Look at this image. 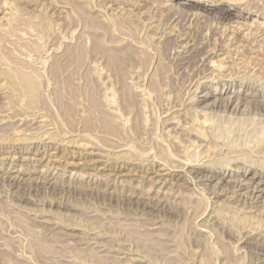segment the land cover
I'll return each mask as SVG.
<instances>
[{
  "label": "rangeland",
  "instance_id": "1",
  "mask_svg": "<svg viewBox=\"0 0 264 264\" xmlns=\"http://www.w3.org/2000/svg\"><path fill=\"white\" fill-rule=\"evenodd\" d=\"M33 1L34 7L36 2L38 3V7L35 8L39 12L33 10L35 12L28 14V17L31 15L29 18L27 14L21 15V18L18 17L20 19L18 21L10 19L9 22L13 23L9 25L3 14L5 7L1 5L3 0H0V58L2 60H0V70L4 69L6 65L5 70L8 71L19 67L17 70L25 72L27 70L28 75L34 76L32 79H37H35L37 88V99L35 100L37 102L34 101L31 104L26 101L27 97L13 83L0 77V264H264V195L257 200L251 199L252 197L247 192V194L245 193L246 190H238L228 183L215 185V180L199 181V178L192 173L184 174V179L182 178L184 182L179 180L177 184H174L176 179L173 180L170 177H166V184H153L151 180L159 179V177L156 178L155 175L150 174L149 167L152 165L148 159L151 154L160 156L159 152H165H163L162 144L159 147L156 146L161 142H166L164 133L171 127L167 126V129H163L165 126L162 124V118L165 115L163 106H165L166 94L164 97L163 94L160 95L159 98L163 97L162 100L156 98V92L153 89L157 83L159 87L162 84L164 87L162 85L161 87L166 91L175 89L173 92L176 91L174 93L177 95L170 92L167 100L175 102L180 100L181 102H179L187 107L195 103L197 98L206 92H213V95L207 99L209 103L218 102L221 99L220 96L229 94L228 90L231 92L233 89H239L241 93L244 85L245 90L249 93L252 91V95L256 98L264 97V41H262L264 36L259 32L264 28V15L258 16L257 12H254L255 7L259 9V12L264 9L260 10L262 6L264 7V0H255V2L250 0L248 6L253 9L250 15L244 12L243 17H237L235 12L237 13L238 8L226 13L231 21L245 24L243 27L245 33L248 32V29L252 32L246 37L249 41L245 40V37H241V39L236 33L233 35L234 32L228 28V24L225 25L226 21L219 18L225 16L226 10L222 9L229 7L224 3H218V7L221 9L216 8L205 13L202 6L198 4L188 8L184 7V4H181L183 0ZM42 1L45 3L43 4ZM251 1L253 2L251 3ZM75 4L79 7V11H76ZM115 4L117 5L115 6ZM48 6L49 8H47ZM80 9L83 13L80 12ZM53 10L58 14L52 12ZM191 10L195 14L191 13ZM196 12L199 15H196ZM84 13H86V17L83 16ZM52 16L56 17L51 18ZM93 16L97 23L99 22V25L96 24L98 26L87 24V19L93 20ZM41 18L48 24H45L43 20L39 21ZM88 23L90 24V22ZM149 24L150 26H148ZM168 34L178 37L179 34H181L180 37L183 34H186L183 35L184 37L189 35L190 39L189 37H185V39H189L190 42L192 41L191 43L209 39L207 46L209 50L211 49L210 51H212V46H214L213 50L216 49L214 42L220 43L217 44L216 47H218L238 39V47L235 46L237 47L236 51L239 50L242 54L239 53V56L233 54L234 56L231 55V57L235 58L241 55L242 61L249 60L250 63L251 59L249 58L253 59L257 56L255 59L260 62L263 69L250 72L248 67L234 64L236 67L238 66V69L240 68V71L238 70L239 75L235 74L236 79L233 82L224 81L221 79L223 77L218 75L209 74L210 76H207L202 71L199 72L201 68L192 70V68H188L187 64L184 66L180 63L177 64L178 59L172 61L169 48L173 39L170 41L171 38H167ZM157 35L162 36L163 39L160 40ZM183 36L181 38H184ZM125 42L127 43L124 44ZM234 45L237 44L234 43ZM239 45H243L241 50L238 49ZM230 48L233 49L232 46ZM251 49L256 52V55L254 52L251 53ZM162 63L163 65H161ZM63 66H65L64 69H62ZM58 67H60L59 70ZM160 69H163L162 72ZM191 73L192 76H190ZM198 74L204 75L198 76ZM195 75L198 79L194 77ZM187 76L192 78L188 79ZM62 78L68 85L65 83V86L64 82H57L58 80L64 81ZM240 80L243 82L241 86H239ZM185 82L189 85L191 83L190 88ZM164 83L166 84L164 85ZM194 83H198V85ZM58 84L61 89L57 88ZM193 85L195 86L193 87ZM139 86L151 95L145 96L148 99L141 100ZM71 89H73V95L71 91H66ZM57 90L59 91L57 92ZM62 91L63 93H61ZM69 92H71L70 96ZM121 97L123 99L125 97V99L121 100ZM107 100L114 102L112 104ZM159 101H162L163 104ZM133 104H137L136 109ZM66 106H73V108L71 107V111H67ZM142 106L143 108L147 106L148 110L147 108L143 109ZM200 106L202 107V105ZM141 108L146 111L143 112ZM101 109L107 110L106 115L113 116L108 117L112 122L111 125L114 126L111 129L113 132L106 131L101 125L102 122H99L104 115V111ZM197 109L196 111H200L201 108L197 107ZM221 111L222 109H219L216 112L221 115H223L222 113L226 114L225 112L218 113ZM66 113H70L69 117L66 116ZM88 114L92 116L90 117ZM244 115L246 116L244 117ZM250 115L252 116V114ZM251 116L243 114L240 115L241 119L233 115V118L227 121L228 123L223 122L222 125L226 129L230 128L228 132L230 134L232 132L231 135L236 133V139L230 135V143L232 141L235 144L239 141L237 145H241L240 141L251 140L250 138L254 134L250 133L251 127L255 131L259 126V121L258 123L255 120L252 122ZM234 118L238 122L241 119L242 123L239 124ZM127 120H130L129 123ZM142 120L147 121V124L149 122V127L153 125L152 128L156 127L157 129L145 127V122ZM245 120L246 123L248 121L247 124ZM230 122L234 123V126L238 124L237 128L230 127L233 125ZM249 123H252L251 127L248 125ZM136 124L138 128H136ZM143 126L155 140L151 139L150 135H146L142 130ZM128 132L132 134H128ZM161 133L164 134V137ZM103 135L104 137H102ZM121 137H125V139ZM147 139L148 141L153 140L155 143L148 142ZM156 139L159 141L157 142ZM234 139L236 141H233ZM140 142L146 143V148ZM154 144L156 145L154 146ZM124 146L128 148L126 152H132L131 155L127 153L132 162L129 160V164L125 165L122 175L120 153ZM148 147L151 149L149 150ZM143 150L148 151V155ZM138 156L141 159L137 160ZM216 157L214 161H217V164L221 158L219 163H224L227 160L221 155ZM253 157L250 159V156L249 158L246 156V159L254 161L256 157ZM140 160L143 162L142 164ZM133 161L135 164H132ZM232 168H230V173L234 172ZM130 170L131 172H129ZM227 171L228 169L223 172H225V178L228 179L230 177L226 174ZM239 192H243V194L240 195Z\"/></svg>",
  "mask_w": 264,
  "mask_h": 264
},
{
  "label": "bare ground",
  "instance_id": "2",
  "mask_svg": "<svg viewBox=\"0 0 264 264\" xmlns=\"http://www.w3.org/2000/svg\"><path fill=\"white\" fill-rule=\"evenodd\" d=\"M37 0H35V2H36ZM39 1H41V0H38V2ZM45 2H46V0H44ZM52 1V0H51ZM105 1V0H104ZM154 1V0H153ZM257 1V0H256ZM44 2V3H45ZM101 2V1H100ZM124 2V1H123ZM249 2H250V0H183L182 1V3L181 4H184V7H191V6H194V5H200V6H202V10L203 11H205V13L206 12H210V11H213V10H215L216 8L217 9H221V8H219L218 7V3H224V4H227L229 7H227V8H224V9H222V10H226L225 11V16H221V17H219L220 19H222V21L224 20V21H226V23H225V25L226 24H228V28L229 29H231V31L232 32H234V34L233 35H235V33L237 34V35H239L240 36V38L242 37V38H246V37H248L249 35V33L251 32V31H249V29H248V32L247 33H245V31H244V25L245 24H243L242 22H239V21H231L230 20V17H227L226 16V13H227V11H230V10H235V8L237 9L238 8V11H237V13L235 12V14H236V16L237 17H243L244 15H243V13L244 12H246L248 15H250L251 14V12H253V9H250L251 7L250 6H248V4H249ZM253 1H251V3H252ZM254 2H255V0H254ZM42 3H43V1H42ZM41 3V4H42ZM43 3V4H44ZM47 3H49L48 1H47ZM81 3V2H80ZM129 3V2H128ZM167 3V2H166ZM250 3V4H251ZM259 3V2H258ZM258 3H256V5H259ZM40 4V5H41ZM42 4V5H43ZM50 4V3H49ZM49 4H47V5H49ZM78 4H79V2H78ZM104 4V3H103ZM119 4H120V2H119ZM179 4H180V2H179ZM263 4V3H262ZM2 6H5L4 7V15L6 16L5 18H7V20H6V22H8L9 23V25H10V23H13V22H9V20L11 19V20H16V21H18V20H20L19 18H21V15H23L24 16V14H27V17H28V14H31V12L33 13V12H35L36 11V8L35 7H38L37 5H38V3L36 2V5H35V7L33 6L34 5V1L32 2V0H12L11 2H10V0H3V2H2V4H1ZM39 5V6H40ZM74 5V4H73ZM80 5H82V4H80ZM117 4H115V6H116ZM122 5V4H121ZM120 5V6H121ZM221 5V4H220ZM50 6V5H49ZM49 6L47 7V8H49ZM75 6H76V4H75ZM172 6V5H171ZM260 7H261V5H259ZM34 7V8H33ZM45 7V6H44ZM57 7V6H56ZM74 7V6H73ZM258 7V6H257ZM260 7H258V8H260ZM46 8V7H45ZM52 8V7H51ZM50 8V9H51ZM60 8V7H59ZM58 8V9H59ZM76 8V11H79V7L78 6H76L75 7ZM107 8V7H106ZM105 8V9H106ZM111 8V7H110ZM262 8H264L263 6L260 8V10L262 9ZM3 9V8H2ZM30 9V10H29ZM49 9V10H50ZM255 11L254 12H257V14H258V16L260 15V14H263L264 15V9L263 10H261L260 12H259V9H257L256 7H255ZM33 10H35V11H33ZM48 10V9H47ZM75 10V9H74ZM83 10V9H82ZM163 10V9H162ZM170 10V9H169ZM221 10V11H222ZM75 11V12H76ZM118 11V10H117ZM130 11H132V10H130ZM188 11V10H187ZM37 13L39 12V11H36ZM42 12V11H41ZM45 12V11H44ZM52 12H54V10L52 11ZM52 12H50V13H52ZM80 12H81V9H80ZM79 12V13H80ZM164 12V11H163ZM200 12V11H199ZM54 13H56V14H58L57 12H54ZM54 13H52V15L54 14ZM61 13V12H60ZM81 13H83V11L81 12ZM90 13H92V12H90ZM98 13V12H97ZM114 13V12H113ZM131 13V12H130ZM191 13H193L192 12V10H191ZM224 13V12H223ZM62 14V13H61ZM85 14L86 13H84V15L83 16H85ZM193 14H195V13H193ZM199 15V13L198 12H196V15ZM33 15V14H32ZM35 15H36V13H35ZM39 15V14H38ZM43 15V14H42ZM49 16H50V14H48ZM55 15V14H54ZM79 15V14H78ZM95 15V14H94ZM126 15V14H125ZM136 15H137V13H136ZM170 15H172V14H170ZM207 15V14H206ZM211 15V14H210ZM2 16V15H1ZM31 16V15H30ZM29 16V17H30ZM41 16V15H40ZM44 16V15H43ZM43 16H41V17H43ZM148 16V15H147ZM174 16V15H173ZM172 16V17H173ZM230 16V15H229ZM19 17V18H18ZM28 17V18H29ZM53 17H56V16H52L51 18H53ZM86 17V16H85ZM109 17V16H108ZM174 17H176V16H174ZM247 17V16H246ZM3 18H4V16H3ZM33 18V17H32ZM90 18H92V17H90ZM125 18V17H124ZM147 18V17H146ZM170 18H171V16H170ZM219 18H218V20H219ZM46 19H47V17H46ZM45 19V20H46ZM112 19V18H111ZM114 19V18H113ZM117 19V18H116ZM1 20V19H0ZM10 20V21H11ZM30 20V19H29ZM35 20V19H34ZM41 20H43L42 18L39 20V21H41ZM50 20V19H49ZM99 20V19H98ZM120 20H123V19H120ZM119 20V22H121L122 23V21H120ZM126 20V19H125ZM188 20V19H187ZM5 21V20H4ZM24 21V20H23ZM28 21V20H27ZM44 21V20H43ZM48 21V20H47ZM85 21H86V19H85ZM90 22V24L88 23V22ZM87 24L88 25H92V26H98L99 25V22L97 23V21L94 19V16H93V20H91V19H87ZM220 21V20H219ZM21 22V21H20ZM37 22H38V20H37ZM45 22V24H48V22H46V21H44ZM124 22V21H123ZM149 22V21H148ZM218 22V21H217ZM14 23H15V21H14ZM33 23V22H32ZM147 23V22H146ZM151 23V22H150ZM219 23V22H218ZM27 24V23H26ZM41 24H43V23H41ZM44 24V25H45ZM52 24V23H51ZM96 24H98V25H96ZM118 24H120V23H118ZM123 24V23H122ZM152 24V23H151ZM220 24V23H219ZM8 25V26H9ZM11 25H14V24H11ZM17 25V24H16ZM21 25V24H20ZM121 25V24H120ZM222 25V24H221ZM18 26V25H17ZM16 26V27H17ZM48 26V25H47ZM148 26H150V24L148 25ZM152 26V25H151ZM155 26V25H154ZM224 26V25H223ZM7 27V26H6ZM41 27V26H40ZM44 27H46V26H44ZM153 27V26H152ZM50 28V27H49ZM151 28V27H150ZM172 28V27H171ZM199 28V27H198ZM224 28H225V26H224ZM43 29V28H42ZM144 29V28H143ZM187 29V28H186ZM193 29V28H192ZM203 29V28H202ZM223 29V28H222ZM10 30H12V29H10ZM44 30V29H43ZM47 31H48V29H46ZM157 31H158V29H156ZM162 30V29H161ZM212 30H213V28H212ZM166 31V30H165ZM168 31V30H167ZM210 31V30H209ZM223 31V30H222ZM244 31V32H243ZM171 32V31H170ZM173 32V31H172ZM207 32V31H206ZM259 32H261V34L264 36V28H262L261 29V31H259ZM174 34L176 33V32H173ZM178 33V32H177ZM208 33V32H207ZM215 33V32H214ZM243 33V34H242ZM252 33V32H251ZM250 33V34H251ZM190 34V33H189ZM205 34V33H204ZM211 34V33H210ZM246 34H247V36H246ZM17 35H18V33H17ZM146 35V34H145ZM166 35H167V32H166ZM175 35H177V34H175ZM173 36L172 34H168V36H167V38L168 39H170V41H172V39H173V43L171 44V46H170V48H169V55H170V58H172V61H173V59H178V63L177 64H183V66H184V64H187V66H188V68L190 69V68H192V70L195 68H201V70H199V72L200 71H202V73H205V74H207V76L209 75V74H212V75H218V76H221V77H223V78H221V79H223L224 81L225 80H227V81H230V82H233V81H235V79H236V77H234L235 76V74L236 75H239L238 74V72L240 71V68L238 69L234 64H236V65H241L240 67H248V71H250V72H252V71H254V70H257V71H260L261 69H263V67L259 64L260 62H258V60L257 59H255L256 57H253V59H252V57L251 58H249V59H251V61H250V63L247 61H242L241 60V55H240V57H238L239 55V50H237L236 51V48L238 47V39H236L235 40V42H232V43H229L228 41V44H224L225 46H222V45H219L218 47H216L217 46V44L219 43V42H217V43H215L214 42V44H216V46H215V50H213V48H214V46H212L213 48H212V51H210L209 50V47L207 46V40H209V39H207V40H205V41H200V42H198V43H191L190 41H189V39H190V37H189V35H188V37H189V39L188 40H186L185 39V37L183 36V35H186V34H183L182 36L184 37V38H181L180 37V35L181 34H179V37L178 36ZM215 35V34H214ZM236 35V36H237ZM144 36V35H143ZM153 36V35H152ZM156 36V35H155ZM158 36V35H157ZM202 36V35H201ZM209 36V35H208ZM213 36V35H212ZM221 36H223L222 34H221ZM231 36V35H230ZM20 37V36H19ZM125 37V36H124ZM158 37H160V40L161 39H163V38H161L162 36H158ZM188 37H186V38H188ZM204 37H206V36H204ZM226 37V36H225ZM253 37V36H252ZM255 37V36H254ZM148 38V37H147ZM152 38V37H151ZM202 38V37H201ZM210 39H211V36L209 37ZM217 38V37H216ZM221 38V37H220ZM227 38V37H226ZM237 38V37H236ZM239 38V37H238ZM241 38V39H242ZM165 39V38H164ZM167 39V40H168ZM196 39V38H195ZM213 39V38H212ZM121 40V39H120ZM194 40V39H193ZM216 40V39H215ZM245 40H247V38L245 39ZM157 41H159V40H157ZM221 41V40H220ZM226 41V40H225ZM247 41H249V40H247ZM262 41H264V39L262 38ZM195 42H197V41H195ZM227 42H224V43H227ZM241 42V41H240ZM239 42V43H240ZM121 43V42H120ZM123 43V42H122ZM127 42H125L124 44H126ZM159 43V42H158ZM212 43H213V41H212ZM222 43V42H221ZM234 43H236L237 45H234ZM248 43H250V42H248ZM247 43V44H248ZM252 43V42H251ZM166 44V43H165ZM220 44V43H219ZM223 44V43H222ZM240 44H242V43H240ZM253 44V43H252ZM246 45V44H245ZM258 45V44H257ZM256 45V46H257ZM261 45V44H260ZM259 45V46H260ZM232 46V48L233 49H231L230 47ZM235 46H237V47H235ZM240 46V45H239ZM243 46V45H242ZM242 46H240V48H238V49H240L241 50V48H242ZM248 46V45H247ZM250 46V45H249ZM154 47V46H153ZM244 47H246V46H244ZM159 48H161V47H159ZM250 48V47H249ZM263 48V47H262ZM256 49V48H255ZM254 49V50H255ZM166 50H167V48H166ZM257 50V49H256ZM155 51V50H154ZM243 51V50H242ZM259 52H260V50H258ZM78 52H80V51H78ZM135 52V51H134ZM252 52H254L252 49H251V53ZM125 52H123V54H124ZM127 53V52H126ZM256 52H254V54H255ZM8 54V53H7ZM168 54V53H167ZM166 54V55H167ZM233 54H236V55H238V56H236L235 58L234 57H231V55H233ZM240 54H242V53H240ZM3 55V54H2ZM8 55H10V54H8ZM125 55V54H124ZM256 55V54H255ZM234 56V55H233ZM124 57V56H123ZM260 57V56H259ZM4 58V57H3ZM13 58V57H12ZM167 58H169V57H167ZM180 59V60H179ZM0 60H1V58H0ZM5 60H7V59H5ZM13 60V59H12ZM2 61V60H1ZM15 61H16V59H15ZM21 61V60H20ZM4 62V61H3ZM2 62V63H3ZM23 62V61H22ZM161 62V61H160ZM175 62V61H174ZM1 63V64H2ZM166 63V62H165ZM5 64H7V63H5ZM17 64V63H16ZM24 64V63H23ZM247 64V65H246ZM13 65V64H12ZM15 65V64H14ZM21 65V64H20ZM161 65H163V63L161 64ZM165 65V64H164ZM263 65V64H262ZM3 66V65H2ZM7 66V65H6ZM5 66V67H6ZM11 66V65H10ZM26 66V65H25ZM167 66V65H166ZM165 66V67H166ZM186 66V65H185ZM187 66H186V68H187ZM264 66V65H263ZM5 67H4V69H2V70H0V77H2V78H4V79H6V81L7 80H9L11 83H13L19 90H21L20 92L21 93H23V95H25L26 97V99H28V100H26V101H28L29 103H33L34 101H36L35 99H37L36 98V95H37V93H36V80L35 79H32V77H34V76H30V75H28V71L26 70V72H28V73H26L25 71H23V70H17L19 67H17V69H14V68H12V70H10V71H8V70H5ZM9 67V66H8ZM15 67V66H14ZM164 67V68H165ZM175 67V66H174ZM178 67H179V65H178ZM177 67V68H178ZM181 67V66H180ZM2 68V67H1ZM26 68H28L27 66H26ZM59 68L60 67H58V70H59ZM65 68V66H63V68L62 69H64ZM161 68V67H160ZM163 68V67H162ZM167 68V67H166ZM181 68H183V69H185L184 67H181ZM180 68V69H181ZM7 69V68H6ZM14 69V70H13ZM21 69V68H20ZM24 69H25V67H24ZM29 69V68H28ZM179 69V70H180ZM31 70V69H30ZM56 70H57V68H56ZM136 70V69H135ZM161 70V72H162V70L163 69H160ZM160 70H159V72H160ZM167 70V69H166ZM239 70V71H238ZM245 70V69H244ZM61 71V70H60ZM158 71V70H157ZM165 71V70H164ZM175 71V70H174ZM188 71V70H187ZM190 71V70H189ZM197 72H198V70H196ZM195 71V72H196ZM204 71V72H203ZM247 71V72H248ZM35 72V71H34ZM191 72V71H190ZM194 72V71H193ZM192 72V73H193ZM194 72V73H195ZM255 72V71H254ZM36 73V72H35ZM138 73V72H137ZM192 73H191V75L190 76H192ZM194 73H193V75H194ZM241 73V72H240ZM244 73V72H243ZM38 74V73H37ZM141 74V73H140ZM185 74V73H184ZM242 74V73H241ZM144 75V74H143ZM200 75H202V74H198V76H200ZM204 75V74H203ZM202 75V76H203ZM264 75V74H263ZM262 75V76H263ZM36 76V75H35ZM41 76V75H40ZM155 76V75H154ZM159 76V75H158ZM162 76V75H161ZM174 76V75H173ZM189 76V77H190ZM207 76H204V77H206L207 78ZM210 76V75H209ZM242 76H243V74H242ZM247 76H249V75H247ZM254 76V75H253ZM185 77V76H184ZM188 77V76H187ZM187 77H186V79H187ZM188 77V79H190V78H192V77H190L189 78ZM195 78H197V75H195L194 76ZM193 77V78H194ZM212 77V76H211ZM239 77V76H238ZM251 77V76H250ZM256 77V76H255ZM140 78V77H139ZM154 78V77H153ZM181 78H182V76H181ZM210 78V77H209ZM242 78H244V77H242ZM247 78V77H246ZM249 78V77H248ZM247 78V79H248ZM264 78V77H263ZM198 79V78H197ZM203 79V78H202ZM216 79V78H215ZM217 79H219V78H217ZM241 79V78H240ZM35 80V81H34ZM62 80H64L63 78H62ZM137 80V79H136ZM135 80V81H136ZM146 80V79H145ZM149 80V79H148ZM153 80V79H152ZM174 80H176V79H174ZM238 80V79H237ZM242 80V79H241ZM240 80V82H239V86H241V85H243L242 83V81ZM251 79H249V81H250ZM8 81V82H9ZM39 81V80H38ZM182 81V80H181ZM183 81H184V79H183ZM191 81V80H190ZM199 81H200V79H199ZM221 81V80H220ZM252 81V80H251ZM58 83H62V82H64V84L66 83V80H64V81H61L60 82V80H58L57 81ZM133 82H134V80H133ZM152 82H155V81H152ZM151 82V83H152ZM256 81H254V83H255ZM149 83V82H148ZM157 83V82H156ZM155 83V84H156ZM160 83V82H159ZM186 83V82H185ZM193 83V82H192ZM199 83V82H198ZM198 83L196 84V83H194V84H196V85H198ZM201 83V82H200ZM199 83V84H200ZM220 83V82H219ZM223 83V82H222ZM227 83V82H226ZM236 83V82H235ZM245 83H246V81H245ZM254 83H252V84H254ZM3 84V83H2ZM13 84H11V85H13ZM67 84V83H66ZM66 84H65V86H66ZM134 84V83H133ZM137 84V83H136ZM145 84V83H144ZM166 83H164V85H165ZM176 84V83H175ZM204 84V83H203ZM256 84V83H255ZM254 84V85H255ZM9 85V84H8ZM13 85V86H14ZM68 85V84H67ZM138 85V84H137ZM148 85V84H147ZM161 85L162 84H160V87H159V84L157 83V85H156V87H159V88H152L153 89V91H155L154 93H155V95H156V98L158 99L159 97H160V95H162L163 97H164V95L166 94V97H165V106H163L162 108H163V112L165 113V115L163 116V118H162V124H164L165 126H164V128L163 129H167V126H171V127H169V129H167V131L165 130V137L162 135V133H161V135H162V137H164V139H165V141L166 142H159L160 143V145H158V146H156V147H159V146H161V144H162V148L164 149H162L163 150V152L164 153H161V152H159L160 153V156H158V155H155V154H151L149 157H148V159L151 161V167H149V170H151L150 171V174L152 173V175L154 176H156V178L157 177H159V179H154V180H151V182L153 183V184H166L165 182H166V177L168 178V177H170V178H172L173 180H175L174 181V184H177L178 183V181L179 180H182L183 182H184V174H187V173H192V174H194V176H196V177H198L199 178V181H209V180H215V185H219V184H223V183H228V184H230V185H232L234 188H237L238 190H246L245 191V193L247 192L251 197V199H255V200H257L259 197H261L262 195H264V97L263 98H256L254 95H252L253 93H252V91H251V93H249L247 90H245V85H244V87H243V91L240 93L239 92V89L237 90V89H233L231 92L228 90V95H225V96H220V100L218 101V102H215V101H213V102H210L209 103V101H207V99L210 97V96H212L213 95V92L212 91H210V92H206V93H204V94H202V95H200L198 98H197V100L195 101V103H192V104H194L193 106H192V104H191V106H184L182 103H180L179 101L177 102H175V101H173V100H167L166 98H168V94L170 93V92H173V90H175V89H172V90H169V91H166V89H164L163 87H161ZM186 85H188V87L191 85V83H190V85L188 84V83H186ZM58 87L57 88H60L59 87V84L57 85ZM61 86V85H60ZM70 86V85H69ZM69 86H67V87H69ZM136 86V85H135ZM155 86V85H154ZM166 86H171V85H166ZM178 86H179V84H178ZM177 86V87H178ZM195 85H193V87H194ZM1 87V86H0ZM9 87H10V85H9ZM37 87H39V86H37ZM62 87V86H61ZM127 87V86H126ZM129 87V86H128ZM148 87V86H147ZM149 87H150V85H149ZM153 87V86H152ZM172 87V86H171ZM170 87V88H171ZM200 87V85L198 86V88ZM256 87H257V85H256ZM264 87V86H263ZM65 88V87H64ZM72 88V87H71ZM138 88V87H137ZM190 88V87H189ZM222 88V87H221ZM249 88V87H248ZM3 89V88H2ZM61 89V88H60ZM59 89V90H60ZM67 89H69V88H67ZM75 89V88H74ZM130 89V88H129ZM146 89V88H145ZM148 89V88H147ZM179 89V88H178ZM188 89V88H187ZM194 89V88H193ZM255 89V88H254ZM15 90V89H14ZM59 90H57V92L59 91ZM73 89H71V90H66V91H71L72 92V95H73V91H72ZM135 90V89H134ZM133 90V91H134ZM150 90V89H149ZM168 90V89H167ZM196 90V89H195ZM253 90V89H252ZM77 91H79V90H77ZM133 91H132V94H133ZM138 91H139V95L141 96V100L143 99V100H146V99H148L147 97H145L147 94L148 95H150L149 93H146L143 89H142V87L140 88V86H139V88H138ZM137 91V92H138ZM165 91V92H164ZM181 91V90H180ZM186 91V90H185ZM221 91V90H220ZM259 91H260V89H259ZM39 92V91H38ZM71 92H69V96H70V93ZM74 92H76V91H74ZM92 92V91H91ZM136 92V91H135ZM174 92H176V91H174ZM173 92V93H174ZM254 92V91H253ZM19 93V92H18ZM60 93V92H59ZM61 93H63V91L61 92ZM61 93H60V95H61ZM232 93V94H231ZM75 94V96H76V93H74ZM77 94H78V92H77ZM94 94V93H93ZM157 94H158V96H157ZM172 94V93H171ZM183 94V93H182ZM22 95V94H21ZM22 95V96H23ZM88 95H89V93H88ZM134 95V94H133ZM155 95H154V98H155ZM174 95H175V93H174ZM176 95H177V93H176ZM175 95V96H176ZM180 95V94H179ZM193 95V94H192ZM220 95V94H219ZM261 95H262V93H261ZM151 96V95H150ZM150 96H148V97H150ZM170 96V95H169ZM175 96H174V98H175ZM258 96V95H257ZM73 97V96H72ZM163 97H161L162 99H163ZM192 97V96H191ZM215 97V96H214ZM219 97V96H218ZM109 98V97H108ZM107 98V99H108ZM155 98V99H156ZM161 98H159V100L161 99ZM173 98V99H174ZM177 98V97H176ZM190 98V97H189ZM123 99V97H121V100ZM124 99H125V97H124ZM123 99V100H124ZM139 99H140V97H139ZM154 99V100H155ZM161 99V100H162ZM170 99V98H169ZM177 99H179V97L177 98ZM192 99V98H191ZM214 99V98H213ZM218 99V98H217ZM96 100H97V98H96ZM134 100V99H133ZM140 100V101H141ZM174 100H176V99H174ZM94 101V100H93ZM107 101H109V100H107ZM137 101H138V99H137ZM136 101V102H137ZM139 101V102H140ZM27 102V103H28ZM37 102V101H36ZM110 102V101H109ZM114 102V101H113ZM113 102H110V103H112L113 104ZM116 102V101H115ZM142 102V101H141ZM140 102V103H141ZM154 102V101H153ZM160 102V101H159ZM162 102V101H161ZM160 102V103H161ZM190 102V101H189ZM27 103H26V105H27ZM28 103V104H29ZM91 103V102H90ZM142 103H145V102H142ZM147 103V102H146ZM92 104V103H91ZM127 104V103H126ZM161 104H163V103H161ZM100 105V104H99ZM114 105H115V103H114ZM122 105V104H121ZM133 105H135V104H133ZM137 105V104H136ZM136 105H135V109H136ZM159 105V104H158ZM200 105H202V107L200 106ZM93 106V105H92ZM92 106H90L91 108H92ZM108 106V105H107ZM110 106V105H109ZM112 106V105H111ZM110 106V107H111ZM155 106V105H154ZM162 106V105H161ZM27 107V106H26ZM31 107V106H30ZM42 107V106H41ZM40 107V108H41ZM63 107V106H62ZM71 107L73 108V106H66V110L67 111H69L70 109H71ZM95 107V106H94ZM97 107V106H96ZM104 107H106V106H104ZM113 107V106H112ZM121 107V106H120ZM125 107V106H124ZM128 107V106H127ZM134 107V106H133ZM137 107H140V106H137ZM145 107V106H144ZM150 107V106H149ZM197 107L199 108H201V109H199L200 111H196V109H197ZM34 108V107H33ZM32 108V109H33ZM64 108V107H63ZM101 108H102V106H101ZM117 108V107H116ZM142 108H143V106H142ZM141 108V109H142ZM145 108H147V106L145 107ZM145 108H143V109H145ZM20 109V108H19ZM24 109V108H23ZM86 109V108H85ZM95 109V108H94ZM98 109V108H97ZM106 109V108H105ZM110 109H113V108H110ZM142 109V110H143ZM219 109H222V111L221 112H218V113H222V112H225L226 114H224V113H222L223 115H221V114H217V110H219ZM65 110V111H66ZM89 110V109H88ZM99 110H100V108H99ZM99 110L97 111L98 113H99ZM101 110H103V109H101ZM114 110V109H113ZM133 110V109H132ZM147 110H148V108H147ZM154 110V109H153ZM198 110V109H197ZM13 111V110H12ZM39 111V110H38ZM71 111V110H70ZM73 111V110H72ZM75 111H77V110H75ZM92 111H93V109H92ZM96 111V110H95ZM104 111V110H103ZM102 111V112H103ZM107 111V110H106ZM106 111H104V115H102V118H101V120L99 121V122H102V124L101 125H103L104 126V128L106 129V131L107 130H110L111 131V129L112 128H114V126H113V124L111 125V123L112 122H110L111 120H110V118H108V117H111L108 113V115H106L105 114V112ZM111 111V110H110ZM124 112H125V110H123ZM131 111V110H130ZM138 111H141V110H139L138 109ZM144 111H146V110H143V112ZM40 112V111H39ZM49 112V111H48ZM83 112V111H82ZM82 112H80V113H82ZM89 112V111H88ZM102 112H100V113H102ZM129 112V111H128ZM216 112V113H215ZM24 113V112H23ZM32 113V112H31ZM36 113V112H35ZM70 113H72V112H70ZM70 113H66V116H68V114H70ZM76 113V112H75ZM85 113V112H84ZM87 113V112H86ZM85 113V114H86ZM123 113V112H122ZM121 113V114H122ZM148 113H150V112H148ZM74 114V113H73ZM103 114V113H102ZM142 114V113H141ZM243 114H248V116H251L250 114H252V116L250 117L251 118V120H252V122L255 120V122L257 121V123H258V121H259V123H258V127L256 126V125H254V126H256L257 128L255 129V131H253V128L250 126L252 123H249L248 125L251 127V131H250V133L252 132V133H254V134H252V138H250V139H248V140H250V141H248V142H245V141H240V143L242 142V144L241 145H237V142H239V141H237V142H235V144H234V142L232 143V141H231V143H230V140H231V136H233V137H235V139H236V133H235V135L233 134V135H231L232 134V132H231V134L228 132L229 130L228 129H230L229 127L226 129V127L224 126V125H222L223 124V122H225V123H228L227 121L228 120H230V118H233L232 116L234 115V117H237L238 116V118H241L242 119V117H240V115H243ZM9 115V114H8ZM15 115V114H14ZM77 115V114H76ZM76 115H74V116H76ZM82 115V114H81ZM89 115V114H88ZM124 115V114H123ZM139 115V114H138ZM144 115V114H143ZM3 116V115H2ZM18 116V115H17ZM34 116V115H33ZM32 116V117H33ZM36 116V115H35ZM64 116V115H63ZM73 116V117H74ZM87 116V115H86ZM90 116V115H89ZM92 116V115H91ZM90 116V117H91ZM98 116H99V114H98ZM101 116V115H100ZM127 117H128V115H126ZM131 116V115H130ZM129 116V117H130ZM135 116V115H134ZM142 116V115H141ZM246 115H244V117H245ZM31 117V116H30ZM69 117V116H68ZM113 117V116H112ZM120 116H118V118H119ZM123 117V116H122ZM125 117V116H124ZM158 117V116H157ZM15 119H16V117H14ZM115 118V117H114ZM144 118V117H143ZM142 118V119H143ZM151 118V117H150ZM249 118V117H248ZM249 118V119H250ZM18 119V118H17ZM76 119V118H75ZM90 119H92V118H90ZM99 119V118H98ZM97 119V120H98ZM120 119V118H119ZM128 119V118H127ZM136 119H137V117H136ZM147 119V118H146ZM235 120H236V118H234ZM241 119H240V121H241ZM245 119V118H244ZM244 119H243V121H244ZM248 119V120H249ZM22 120H23V118H22ZM45 120V119H44ZM53 120V119H52ZM63 120H64V118H63ZM70 121H72L73 122V120H71V119H69ZM68 120V121H69ZM87 120V119H86ZM233 120V119H232ZM239 120V119H238ZM29 121V120H28ZM48 121V120H47ZM50 121V120H49ZM69 121V122H70ZM75 121H77V119L75 120ZM82 121H85V120H83L82 119ZM91 121V120H90ZM126 121V120H125ZM128 121V120H127ZM130 121V120H129ZM129 121H128V123H129ZM138 121V120H137ZM137 121H135V122H137ZM142 121H144L145 122V120H142ZM237 121V120H236ZM236 121H235V124H236ZM238 122L239 124L240 123H242V122ZM30 122V121H29ZM28 122V123H29ZM87 122V121H86ZM93 122V121H92ZM115 122V121H114ZM113 122V123H114ZM144 122H143V124H144ZM232 122V121H231ZM231 122H230V124H231ZM62 123V122H61ZM84 123V122H83ZM87 123H89V122H87ZM127 123V122H126ZM244 123V122H243ZM245 123H246V120H245ZM247 123H248V121H247ZM246 123V124H247ZM20 124V123H19ZM24 124V123H23ZM42 124V123H41ZM40 124V125H41ZM56 124V123H55ZM73 124V123H72ZM95 124H96V121H95ZM120 124V123H119ZM146 124H147V121L145 122V127H148V128H152V126L151 127H149L148 126V124H149V122H148V124H147V126H146ZM153 124H154V122H153ZM230 124H229V126H230ZM233 124V125H232ZM231 125L232 126H230V127H232L233 128V126H234V123H232ZM53 125V124H52ZM70 125V124H69ZM82 125V124H81ZM84 125V124H83ZM82 125V126H83ZM90 125V124H89ZM92 125V124H91ZM99 125V124H98ZM128 125V124H127ZM225 125H228V124H225ZM238 125V124H237ZM236 125V126H237ZM242 125V124H241ZM241 125H240V127H241ZM248 125H246V126H248ZM93 126V125H92ZM91 126V127H92ZM112 126V127H111ZM121 126H122V124H121ZM126 126V125H125ZM136 126H137V124H136ZM141 126V125H140ZM144 126H143V128H144ZM155 126V125H154ZM236 126H234L235 128H237ZM243 126H244V124H243ZM37 127V126H36ZM51 127V126H50ZM70 127H72V126H70ZM69 127V128H70ZM86 127V126H85ZM118 127H120L119 125H118ZM135 127V126H134ZM239 127V128H240ZM23 128V127H22ZM88 128V127H87ZM130 128H131V126H130ZM136 128H138V126L136 127ZM135 128V129H136ZM154 128H156V127H153L152 129H154ZM96 129V128H95ZM100 129V128H99ZM141 129V128H140ZM152 129H150V130H152ZM157 129V128H156ZM241 129V128H240ZM243 129V128H242ZM246 129H247V127H246ZM245 129V130H246ZM21 130V129H20ZM118 130V129H117ZM127 130V129H126ZM125 130V131H126ZM142 130H144L145 131V133H146V135L147 136H149L150 134L149 133H147L148 132V130H147V132H146V128H144V129H142ZM234 130V129H233ZM16 131V130H15ZM85 131V130H84ZM91 131V130H90ZM124 131V132H125ZM129 131V130H128ZM138 131V130H137ZM140 131V130H139ZM144 131H143V133H144ZM231 131V130H230ZM235 131V130H234ZM96 132V131H95ZM101 132V131H100ZM104 132V131H103ZM111 132H113V131H111ZM119 132V131H118ZM121 132V131H120ZM119 132V133H120ZM132 132V131H131ZM131 132H128V134L129 133H131ZM152 132V131H151ZM153 132H154V130H153ZM159 132V131H158ZM157 132V133H158ZM237 132H239V131H237ZM49 133V132H48ZM43 134V133H42ZM65 134V133H64ZM94 134V133H93ZM116 134H117V132H116ZM123 134V133H122ZM132 134V133H131ZM134 134V133H133ZM140 134V133H139ZM243 134V133H242ZM97 135V134H96ZM105 135V134H104ZM104 135L102 136V137H104ZM109 135V134H108ZM111 135V134H110ZM113 135V134H112ZM117 135H119V134H117ZM137 135H138V133H137ZM145 135V134H144ZM153 135V134H152ZM157 135V134H156ZM155 135V136H156ZM231 135V136H230ZM44 136V135H43ZM52 136V135H51ZM115 136V135H114ZM122 136V135H121ZM125 136V135H124ZM135 136V135H134ZM133 136V137H134ZM141 135H139V137H140ZM146 136V137H147ZM25 137V136H24ZM61 137V136H60ZM100 137V136H99ZM102 137H100V138H102ZM106 137V136H105ZM116 137V136H115ZM120 137V136H119ZM126 137V136H125ZM125 137H123L124 139H125ZM138 137V138H139ZM144 137V136H143ZM233 137H232V139H233ZM238 137V136H237ZM249 137V136H248ZM86 138V137H85ZM109 138V137H108ZM117 138V137H116ZM115 138V139H116ZM122 138V137H121ZM122 138V139H123ZM132 138V137H131ZM137 138V139H138ZM141 138V137H140ZM149 138V137H148ZM150 138H151V135H150ZM150 138H149V140H150ZM153 138V137H152ZM151 138V139H152ZM161 138V137H160ZM29 139V138H28ZM51 139V138H50ZM103 139V138H102ZM111 139V138H110ZM135 139V138H134ZM144 139H146L145 137H144ZM159 139V138H158ZM162 139V138H161ZM233 140V141H236V140ZM108 140V139H107ZM106 140V141H107ZM140 140V139H139ZM153 140H155L154 138H153ZM153 140H151V141H153ZM163 140V139H162ZM243 140V139H242ZM11 141V140H10ZM60 141V140H59ZM97 141V140H96ZM99 141H101V140H99ZM103 141V140H102ZM113 141V140H112ZM123 141V140H122ZM135 141V140H134ZM142 141H145V140H142ZM146 141H148V139L146 140ZM151 141H148V142H151ZM156 141H157V139H156ZM159 141V140H158ZM157 141V142H158ZM92 142V141H91ZM90 142V143H91ZM109 142V141H108ZM121 142V141H120ZM126 142V141H125ZM124 142V143H125ZM137 142V141H136ZM78 143V142H77ZM113 143H114V141H113ZM117 143V142H116ZM132 143H134V142H132ZM140 143H142V144H144L143 142H140ZM153 143H155L154 141H153ZM153 143H152V146H153ZM123 144V143H122ZM146 144V143H145ZM143 145L144 146V148H146L145 146L147 145ZM151 144V143H150ZM158 144V143H157ZM39 145V144H38ZM92 145V144H91ZM119 145H121V144H119ZM125 145V144H124ZM127 145V144H126ZM138 145V144H137ZM139 145H141V144H139ZM156 144H154V146H155ZM202 145V146H201ZM108 146V145H107ZM111 146V145H110ZM201 146V148L200 149H198V147H200ZM1 147V146H0ZM39 147V146H38ZM86 147V146H85ZM89 147V146H88ZM92 147V146H91ZM128 147V146H127ZM141 147H142V145H141ZM140 147V148H141ZM151 147V146H150ZM169 147H170V149H169ZM96 148V147H95ZM110 148V147H109ZM132 148V147H131ZM136 148H138V147H136ZM144 148H142V149H144ZM152 148V147H151ZM151 148H149L148 147V149L150 150ZM155 148V147H154ZM153 148V149H154ZM161 148V147H160ZM198 150H197V149ZM92 149V148H91ZM94 149V148H93ZM122 149L123 150H121V153H120V155H121V158H122V166L120 167V172L122 173V175H123V169H124V167H125V165H127V164H129V162L131 161V158H130V156L127 154V153H130V152H126V149H128V148H125V146L124 147H122ZM147 149V150H148ZM97 150V149H96ZM148 150V151H149ZM155 150V149H154ZM158 151L160 150L159 148L157 149ZM129 151H130V149H129ZM144 151V150H143ZM148 151H144V152H147L146 153V155H148ZM153 151V150H152ZM156 151V150H155ZM65 152V151H64ZM92 152V151H91ZM141 152V151H140ZM103 153V152H102ZM132 153V152H131ZM131 153H130V155H131ZM142 153V152H141ZM150 153V152H149ZM155 153V152H154ZM166 153V154H165ZM51 154V153H50ZM118 154V153H117ZM134 154V153H133ZM132 154V155H133ZM144 154V153H143ZM143 154H142V156H143ZM161 154H164L163 156L161 155ZM135 156H136V154H134ZM141 155V154H140ZM145 155V154H144ZM219 155H221V157L223 156V157H225V158H227V160H226V162H221V163H219L220 161H221V159H217L219 162H218V164L214 161V159H216L217 157L216 156H219ZM5 156V155H4ZM13 156V155H12ZM114 156H116V155H114ZM119 156V155H118ZM135 156H133V157H135ZM141 156V157H142ZM246 156H248V158H249V156H250V159H251V157L252 156H254V157H256L255 158V160L253 161V160H251L250 161V159H249V161H248V159H246ZM23 157V156H22ZM25 157V156H24ZM35 157V156H34ZM132 157V156H131ZM216 157V158H215ZM253 157V158H254ZM13 158H14V156H13ZM29 158V157H28ZM44 158V157H43ZM120 158V157H119ZM136 158V157H135ZM139 156L137 157V160H139V159H141V158H139ZM147 158V157H146ZM39 159H40V157H39ZM84 159V158H83ZM98 159V158H97ZM147 159V160H148ZM239 159V160H238ZM54 160V159H53ZM94 160V159H93ZM130 160V161H129ZM136 160V159H135ZM146 160V159H145ZM149 160H148V162H149ZM256 160H261V161H256ZM88 161V160H87ZM223 161H225V160H223ZM70 162V161H69ZM84 162V161H83ZM132 162V161H131ZM140 162H141V164L143 163L141 160H140ZM17 163V162H16ZM15 163V164H16ZM30 163V162H29ZM68 163V162H67ZM49 164V163H48ZM73 164V163H72ZM132 164H135L134 163V161H133V163ZM136 164H137V162H136ZM260 164H263L262 166L260 165ZM4 165V164H3ZM55 165V164H54ZM138 165V164H137ZM146 165H147V162H146ZM145 165V166H146ZM22 166V165H21ZM4 167V166H3ZM7 167V166H6ZM135 167V166H134ZM231 167H233L232 168V170L234 171L233 173H230V171H231ZM32 168V167H31ZM99 168V167H98ZM139 168V167H138ZM147 168V167H146ZM145 168V169H146ZM20 169H22V168H20ZM24 169V168H23ZM130 169V168H129ZM218 169V170H217ZM226 169H228V171H227V175L230 177V178H228L227 179V177L225 178V172H223V171H225ZM47 170V169H46ZM66 170V169H65ZM71 170V169H70ZM97 170V169H96ZM152 170H154V171H152ZM5 171V170H4ZM39 171V170H38ZM124 171H126V170H124ZM22 172V171H21ZM82 172V171H81ZM113 172V171H112ZM129 172H131V170L129 171ZM129 172H127V173H129ZM142 172V171H141ZM140 172V173H141ZM18 173V172H17ZM40 173V172H39ZM79 173V172H78ZM94 173V172H93ZM124 173H126V172H124ZM135 173V172H134ZM12 174V173H11ZM44 174V173H43ZM92 174V173H91ZM115 174V173H114ZM40 175V174H39ZM80 175V174H79ZM82 175V174H81ZM151 175V176H152ZM109 176V175H108ZM126 176H127V174H126ZM125 176V177H126ZM193 176V177H194ZM12 177V176H11ZM82 177H84V176H82ZM110 177V176H109ZM108 177V178H109ZM148 177V176H147ZM231 177H236V179H231ZM77 178V177H76ZM75 178V179H76ZM96 178V177H95ZM130 178V177H129ZM149 178V177H148ZM183 178V179H182ZM93 179V178H92ZM143 179V178H142ZM152 179V178H151ZM192 179H194V178H192ZM197 179V178H196ZM105 180V179H104ZM149 180V179H148ZM169 180V179H168ZM195 180V179H194ZM21 181V180H20ZM48 182V181H47ZM126 182V181H125ZM185 182H186V180H185ZM194 182V181H193ZM127 183V182H126ZM132 183V182H131ZM187 183V182H186ZM190 183V182H189ZM196 183H198L197 181H196ZM203 183V182H202ZM171 184V183H170ZM172 184H173V182H172ZM36 185V184H35ZM138 185V184H137ZM150 185V184H149ZM190 185V184H189ZM201 185V184H200ZM214 185V186H215ZM123 186V185H122ZM133 186V185H132ZM140 186V185H139ZM137 187V186H136ZM151 187V186H150ZM213 187V186H212ZM216 187V186H215ZM135 188V187H134ZM133 188V189H134ZM146 188V187H145ZM149 188V187H148ZM148 188H146V189H148ZM155 188V187H154ZM158 188V187H157ZM168 188H169V186H168ZM132 189V190H133ZM143 189V188H142ZM179 189V188H178ZM213 189V188H212ZM231 189V188H230ZM237 189H236V191H237ZM186 190V189H185ZM203 190V189H202ZM206 190V189H205ZM204 190V191H205ZM227 190V189H226ZM234 190V189H233ZM168 191V190H167ZM179 191V190H178ZM156 192H157V190H156ZM166 192V191H165ZM169 192V191H168ZM172 192V191H171ZM181 192H182V190H181ZM180 192V193H181ZM186 192V191H185ZM191 192V191H190ZM238 192V191H237ZM241 192V191H240ZM239 192V193H240ZM238 193V194H239ZM246 193V194H247ZM167 194V193H166ZM178 194V193H177ZM184 194V193H183ZM182 194V195H183ZM236 194V193H235ZM241 194H243V192L242 193H240V195ZM164 195V194H163ZM173 195V194H172ZM180 195V194H179ZM217 195V194H216ZM207 196V195H206ZM239 196V195H238ZM245 196V195H244ZM182 197V196H181ZM241 197V196H240ZM239 197V198H240ZM264 197V196H263ZM142 198V197H141ZM168 198V197H167ZM190 198V197H189ZM195 198V197H194ZM226 198V197H225ZM164 199V198H163ZM172 199V198H171ZM187 199V198H186ZM196 199V198H195ZM218 199V198H217ZM183 200V199H182ZM193 200V199H192ZM201 200V199H200ZM160 201V200H159ZM204 201V200H203ZM250 201V200H249ZM259 201H261V200H259ZM180 202V201H179ZM188 202V201H187ZM251 202V201H250ZM252 202H254V201H252ZM182 203V202H181ZM192 203V202H191ZM190 203V204H191ZM219 203V202H218ZM225 203V202H224ZM227 203V202H226ZM255 203V202H254ZM145 204V203H144ZM172 204V203H171ZM178 204V203H177ZM249 204V203H248ZM164 205V204H163ZM170 205V204H169ZM187 205V204H186ZM193 205V204H192ZM237 205V204H236ZM244 205V204H243ZM252 205V204H251ZM172 206V205H171ZM181 206V205H180ZM187 206H189V205H187ZM221 206H225V205H221ZM264 206V205H263ZM191 207V206H190ZM214 207V206H213ZM227 207V206H226ZM232 207V206H231ZM248 207V206H247ZM253 207H255V206H253ZM224 208V207H223ZM233 208V207H232ZM259 208V207H258ZM171 209V208H170ZM238 209V208H237ZM242 209V208H241ZM249 209V208H248ZM139 210V209H138ZM218 210V209H217ZM239 210V209H238ZM260 210V209H259ZM161 211V210H160ZM212 211V210H211ZM216 211V210H215ZM235 211V210H234ZM226 213V212H225ZM238 213V212H237ZM263 213V212H262ZM166 214V213H165ZM221 214V213H220ZM244 214V213H243ZM250 214V213H249ZM260 214H261V212H260ZM232 215V214H231ZM247 215V214H246ZM251 215H252V213H251ZM264 215V214H263ZM209 216V215H208ZM235 217V216H234ZM245 217V216H244ZM247 217V216H246ZM256 217V216H255ZM210 218V217H209ZM238 218V217H237ZM248 218V217H247ZM251 218V217H250ZM250 218H249V220H250ZM259 218V217H258ZM236 219V218H235ZM253 219H255V218H253ZM257 219V218H256ZM259 220V219H258ZM260 220H261V218H260ZM263 220V219H262ZM241 221V220H240ZM247 221V220H246ZM256 222V221H255ZM251 223V222H250ZM245 224V223H244ZM158 228V227H157ZM245 231V230H244ZM245 234V233H244ZM250 234V233H249ZM248 235V234H247ZM163 238V237H162Z\"/></svg>",
  "mask_w": 264,
  "mask_h": 264
}]
</instances>
